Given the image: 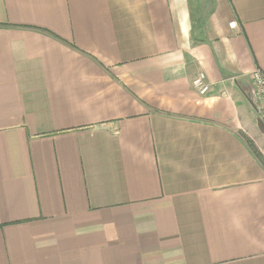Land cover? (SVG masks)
Listing matches in <instances>:
<instances>
[{"label":"crops","instance_id":"crops-1","mask_svg":"<svg viewBox=\"0 0 264 264\" xmlns=\"http://www.w3.org/2000/svg\"><path fill=\"white\" fill-rule=\"evenodd\" d=\"M257 69L264 0H0V264H264Z\"/></svg>","mask_w":264,"mask_h":264},{"label":"built area","instance_id":"built-area-1","mask_svg":"<svg viewBox=\"0 0 264 264\" xmlns=\"http://www.w3.org/2000/svg\"><path fill=\"white\" fill-rule=\"evenodd\" d=\"M231 28H236V23H230ZM253 85L260 100L259 118L264 122V73L257 69L251 75ZM194 89L199 96H205L210 91V85L207 82L206 76L201 74L193 82Z\"/></svg>","mask_w":264,"mask_h":264},{"label":"rangeland","instance_id":"rangeland-1","mask_svg":"<svg viewBox=\"0 0 264 264\" xmlns=\"http://www.w3.org/2000/svg\"><path fill=\"white\" fill-rule=\"evenodd\" d=\"M247 87H248L247 92L249 94V100L252 102L253 105L252 112L250 113L249 116L251 124H253V131L248 130L249 135L244 132H240V135L243 137L246 143L248 141L252 142L254 146L258 149L259 153L264 157V136L259 130L256 122V114L258 116L257 111H259L258 109H260V100L258 98L255 87L251 85Z\"/></svg>","mask_w":264,"mask_h":264},{"label":"trees","instance_id":"trees-1","mask_svg":"<svg viewBox=\"0 0 264 264\" xmlns=\"http://www.w3.org/2000/svg\"><path fill=\"white\" fill-rule=\"evenodd\" d=\"M248 140V139H247ZM247 146L253 153V155L256 157V159L260 162V164L264 167V157L259 153L258 149L254 146V144L250 141H248Z\"/></svg>","mask_w":264,"mask_h":264},{"label":"water","instance_id":"water-1","mask_svg":"<svg viewBox=\"0 0 264 264\" xmlns=\"http://www.w3.org/2000/svg\"><path fill=\"white\" fill-rule=\"evenodd\" d=\"M257 126L264 136V122L260 118L257 119Z\"/></svg>","mask_w":264,"mask_h":264}]
</instances>
